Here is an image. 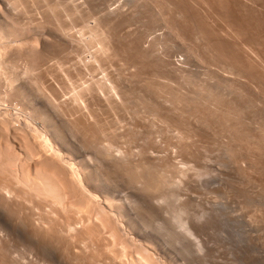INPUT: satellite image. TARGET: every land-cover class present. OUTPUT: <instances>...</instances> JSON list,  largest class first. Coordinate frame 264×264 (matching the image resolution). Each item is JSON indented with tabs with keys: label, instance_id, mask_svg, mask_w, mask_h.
<instances>
[{
	"label": "rangeland",
	"instance_id": "obj_1",
	"mask_svg": "<svg viewBox=\"0 0 264 264\" xmlns=\"http://www.w3.org/2000/svg\"><path fill=\"white\" fill-rule=\"evenodd\" d=\"M10 1L11 2L13 1L12 3L15 2V5L19 4L17 8L20 6V8L17 9L16 7H14L15 5L11 3L13 5L12 6L10 4V8L12 7L11 8L12 10L15 8L12 11L13 13H11L13 14L12 17L10 18L9 16L11 14L8 15L9 17L7 16L8 22H11L12 25H14L12 26L9 23V25L11 26L10 28L16 27L18 31L19 30L22 31L23 28L22 32L25 31L27 33H23L24 35L23 34L21 35L20 31L19 33L16 32L17 31L16 28H15L16 30H14L13 28L14 31H12L7 25L8 23L6 21L5 23H7L6 26L8 27L4 25L3 28L6 27L7 29L9 28L10 30L7 31L5 28L3 30V32L5 33L2 34L5 35L7 31V36H9L11 31L10 36L11 38H13L14 35H12L13 34L12 32H14V34L17 33L18 35H21V37L16 43V46L18 45H22V47L25 46V48L24 47L23 48L27 50V52L30 51L31 49L30 46L29 48L27 47V44L30 43L29 45H31L34 48L31 49L32 53L28 52L29 55L28 53H26V51L24 52V55L26 53L27 57L29 56L28 57L29 60L22 58V56L24 55L21 53V51H19L21 53L19 55H17L19 52L15 53V56L18 58H16L15 61H13L15 63L11 62V65L13 66L10 69L8 67V64H10V62H7L6 64V61H3L1 59L3 61L2 62L0 60V66H1L0 68H2L0 69L1 71L0 72V77H1L0 78V109H1L0 110L1 112L0 113V162H1L0 163V249H1L0 264H90V263L91 264H96V263L129 264L130 259L133 260V262H131L130 264L135 263L136 259L137 260L141 259L140 261L138 260L140 264H176V262L173 263L174 260L172 261L173 259L172 256L178 258V256L182 254L185 249L187 251H190L192 255L193 253L195 254L199 252L196 251L195 246H193L192 248V244L190 242L192 240H194L192 241L193 243L199 242L200 244L203 245V250H204V252L202 251L203 257L200 259H196L197 261H191L190 258L186 260L188 262H185L184 260L179 261L178 259V262L180 263L185 262V264H264V123H263L264 122V80H262L264 79V77L263 78L260 77L261 74L258 73V70L249 67L247 69L246 65H241L242 63L238 62L240 65L238 66V63L231 61L230 64L229 59L227 62V60L224 57H222L220 54L218 55V53L215 51L216 50L215 48L217 46L216 43H219L220 41V42H225L232 49L236 47L237 50L235 48L234 52L238 51L237 54H240L242 52L244 53V51L247 50L248 47H249L248 50H251L250 53H253L252 51L254 50L255 54L258 55L264 54V20H263L264 0H235V1L227 0L230 3V4L228 3L229 5H227L229 6V9L227 10L225 8L224 10L220 6L218 7L217 3L214 0H213V5L209 7L208 5L205 6V4H207L206 2L204 4V2H199L198 0H196L199 2V4L197 5L200 6L201 4H204L201 5L200 7L201 10L199 8L198 9L196 8L197 5L195 3L196 2L195 0H178L179 2H181L179 4L177 3L178 1L175 0H173L175 2H173L172 0H166V1L163 0H151V1L150 0H33V1L28 0V2L26 0H19V1L10 0ZM162 1L163 3H161ZM191 1L193 2L191 3ZM208 1L209 0H207V2ZM175 3L179 5V7H176L177 5ZM190 4H192V6ZM208 4L211 5V2L209 1ZM1 5L3 6L2 8L3 10L4 9L3 3H1L0 6ZM169 6L171 7V9ZM219 8H222V10H219ZM182 9L185 11H183ZM16 11L18 12V14ZM197 11H199L200 14H198ZM214 11L216 15L213 13ZM14 12L16 13V15ZM226 13L230 14L228 15L230 16L231 20L233 19L235 21L239 20V22L243 24L242 28L240 27L242 24L239 26L240 27L239 30L242 29L241 32H243L242 35L241 33L240 35H238V37L241 36L239 40L238 39L234 40V37L229 35L227 38V34L224 35L223 33H220L223 35L216 36L217 38L219 37L218 38L219 41H217V39L215 40L214 39L215 37L213 36L211 38L212 42L209 39H207V41L206 40L202 41L201 29L203 27L201 28L200 25L206 26L207 25L206 22H208V26L210 24L209 27L212 28L214 27V29L221 32V28H223L222 25L224 23L223 22L224 20L222 19H224L225 16H226L225 19L227 18ZM179 14H181L182 16ZM221 15H223L224 17L223 16H222L223 18L218 17ZM215 16L217 18H221L219 19L220 21L216 20ZM229 16L227 19H229ZM250 16L253 18H251ZM182 17L184 19H186L185 17H187V19L184 20ZM116 18H118L119 20H117ZM202 18L208 21L203 20ZM47 19L49 20L48 22L46 21L48 24L45 22V20ZM60 19H62L61 22ZM63 20H65L64 23ZM201 20L206 22L203 21L201 22ZM221 20L223 23L221 22ZM30 21L31 23L29 24ZM32 23L34 24L37 23V24L34 25ZM195 23L197 24L198 27L196 26ZM201 23H205L206 25ZM247 23L248 24L250 23L251 26L250 24L248 25ZM96 24L98 25V27ZM174 24L176 25L174 26ZM32 25L34 26L37 25L38 29L35 28L34 26L32 27ZM48 25L49 27H47ZM27 26L32 31L31 30L29 31V29L26 28ZM38 26L39 27L42 26L40 28V31H38L39 30ZM59 26L62 28H60ZM63 26L64 28L66 27L65 29L67 30H65ZM218 26L220 27V29L218 28ZM54 28L56 29V31ZM68 28L70 32H66L68 31ZM63 29L65 32L63 31ZM57 32H59L58 33L59 35H57L58 37L56 36ZM108 32L111 34H109ZM244 32H246V34ZM45 33H47L48 35ZM42 34L47 35L48 37L49 35L53 37V38L51 37L50 39L48 38L49 41L48 39H45L47 36L44 37V40H46L47 42L46 44L48 45H44L45 47L43 48L41 45L42 43L41 37L43 36ZM95 34L98 36V38L95 36ZM4 35H2L3 38L6 36ZM91 35L93 36V38ZM3 38L1 37V42L2 44H5L4 47L2 45V49L6 48L5 50H3V54H5L4 52L10 49L8 47L10 44H7L10 42L9 41L10 37H5L6 40ZM39 38H41V41H39L40 40ZM95 38L96 40H94ZM25 39L27 43L25 41L23 42V40ZM81 40L84 41L85 43L83 42L82 44ZM98 40L99 41L102 40V41L99 42ZM30 41H32V44ZM23 43L25 45H23ZM78 44L81 46L83 45L84 47L83 46L77 47L79 46ZM125 44L127 46L130 45L129 46L130 48L127 47ZM104 46L107 50L104 48ZM112 46H114V48ZM71 49L72 51L74 50L73 51L74 54L71 51ZM96 50L99 52L97 53ZM87 51L89 53H87ZM91 51L92 53H94L92 54V56L94 55L93 57H97L96 63L92 62L94 63L93 65H96L97 63L98 64L101 63L102 72L104 70L106 71V68L111 71L109 72L107 70L109 73L107 71L106 72L104 71L105 72L104 74L101 72L100 68H98V70L96 71L97 73L101 72L100 74L98 73V75H95V72L94 73L93 71L91 72V74L88 76L89 80L91 79L92 81H95L96 80L95 77H98L101 81L104 80V82L106 83V85L104 84L105 86H101L99 84L97 86H94L92 89L93 91H91V93L93 92L92 94L95 96V94L98 95V91H99L100 94L102 93L101 96L103 95L106 97V95L113 96L118 92L116 95L117 97H121L118 99L119 100L122 99L120 102L123 104L122 105L123 108L121 109L122 106H120L117 108L120 112H118V110H114V111L115 113L118 112L119 114L126 113V115L123 116L122 114L120 115L114 114V112L112 113L110 109L109 111L112 114L107 113L108 112L107 110L105 113V109L104 111L101 110L100 116L103 120H100V122H101V126L104 128L99 126V129L102 130L103 133L106 132V135L111 134L113 139L109 135L106 137L105 134L103 133L102 134L105 137L102 134L99 135V133H96L97 131H95L96 134H93L94 133L93 129L92 131L90 130L91 132L87 131L88 133L87 135H85V137L88 136V134L91 138L94 135L95 136L97 135L95 138H98L99 140L98 139L96 140L99 141L100 143L94 142L95 138L90 140V137H87L89 139V141H87V144L91 141L92 144L91 142L90 144L92 146L90 145L91 147L89 151L87 149L89 154H86L81 158L86 159L85 161L89 164L87 166L90 167L89 169H92L93 164L94 166L97 167H103L102 176L100 177V179L99 178L96 179L95 177H93V179L94 178L95 179L94 180L92 179L93 180L92 186L89 184H82V185L80 184L81 186L80 187L78 184L79 186L78 188V186H76V183L74 184L73 182V184H71L72 183L71 181L66 180L65 174L64 175L60 174V172L58 173V171H56V168L55 169L52 168L53 166L54 167L56 166L54 160L50 155L45 157L44 156L40 157V155L37 153V148L35 147V144L39 142L38 136L35 135V131L33 129L31 131V128L24 125V122L22 123L23 120L20 119L23 118V115L21 116L20 113L22 114L24 113L23 110L21 109L23 108V106L20 105L22 104V102L19 99L18 101L16 99L17 97L16 98L14 96L11 97L12 94H10L9 91H6L5 88H7V82L11 81L8 78L9 72H11L13 78H17L18 75L19 76L21 75L23 76V78H20V82L23 80L27 82L28 91L33 90L35 93H37L38 90L41 91V93H37L38 100L45 102L47 101V99L53 97V99L55 98L54 100H56L54 104L58 105L61 102L60 105L62 107L64 106V104H67L68 101L72 99V96H69L72 95V91H71L72 89H70V87H68L67 85L70 83L72 88H74L76 87L75 84L78 85L80 81V79H78L76 75L75 76H73L74 74L72 75L70 69L71 68L75 69L74 68L75 65L77 64L76 66L78 67V65L80 63H83L84 60H86L85 62H87L89 58L93 59V57L91 56ZM133 51L134 52L136 51L137 54L139 53V51H141L143 55L149 53L150 56L145 55L146 57L145 58L143 56L141 57L140 55L139 58V56L137 57V54L134 53ZM95 52L97 53L96 55ZM112 52H116V53H112ZM3 54L1 53L2 56ZM7 54L8 53L6 52V55ZM39 54L43 56L42 59L41 56L39 57L40 60L43 61V63L46 62V60H48L47 62H49L50 65L46 64L47 63L46 62L45 63L46 66L49 65L51 68L52 67L54 68V69L52 68L53 71L51 75H48L49 77L46 76L47 79L45 78V82H47L49 85L47 83L44 84L47 87L50 86L51 88V86L53 85V84L51 85V81L52 83L55 82L57 83V81L61 83L63 81L62 83H65L66 86L64 91H66L67 93L68 88L71 91V92L68 91L69 92L67 94L68 96L66 95L65 92H63V90L60 89V86L58 85L59 83L57 84L58 86L56 85V83L54 85L55 87L56 86L59 87L61 91L58 88H54V86L51 88V91L49 87H48L49 91L47 87H46L47 91L44 90L45 92H49L48 94H50V96H51V92H53V89L54 91L59 90L61 92V93L59 91H56L55 93L53 92L54 94L52 93L53 96L51 97H49L47 93L42 92V89H39L41 84L39 85L38 83H40L39 81L41 74L39 76H36L38 75V73L35 70H32L34 69V65L35 67H37L39 63L38 61H40V60L38 61L36 60ZM101 55H103L102 57L103 59L101 58ZM49 56L51 57V59ZM215 56L217 57L216 59ZM44 57H47L45 58V61L43 60ZM82 57H84L85 59H83ZM136 57L138 58V60ZM218 60H220V62H218ZM62 62L64 63V65ZM232 62H234L235 65ZM30 64L33 65L32 68L30 67L31 66ZM11 69H15V70L11 71ZM23 70L24 72L26 71L25 75ZM31 70L33 72L35 71L34 74L31 73L32 72ZM7 71L8 73H6ZM59 73L62 74H60L59 76ZM92 73L95 76L92 75ZM106 73H108L109 75H107ZM28 74L29 76L32 74V77L31 76L28 77L27 76ZM68 74L70 76H68ZM61 75H64L65 77L64 76L61 77ZM34 76L37 79H39V81L34 82L33 81ZM66 76L68 77L73 76L74 78L73 77L71 78L77 80L78 83L72 79L68 80V77ZM108 76H110V78L112 77L111 79L113 81L107 80ZM54 77L56 79H54ZM253 77H255L256 79L254 78L253 80ZM98 78L97 81L99 80ZM2 81L3 82L5 81V83H3ZM31 81L32 84H30ZM62 83L60 85L63 86ZM45 85H44V89H45ZM37 88L38 90H36ZM94 88H99V90ZM62 89H64V87H62ZM5 93L6 94L9 93L10 95H6ZM62 93H63L62 97L67 96L66 97L67 99H65V97L61 99ZM59 95H60V101L58 100ZM61 100L65 101V103ZM66 100H68L67 103ZM219 101L221 104L219 103ZM120 109L122 111L124 110V112H121ZM54 112L55 114L56 113L60 114V110L58 108L54 109ZM113 114L115 116L116 115L118 116H116V118H114V116L110 118V116ZM126 117L127 119H125ZM108 118H110L111 121ZM158 118H160V120ZM114 119L115 121L116 120L118 121L113 122ZM119 120H121L122 123L121 121L119 123ZM126 120L130 122L131 124L130 126L132 128L131 127L129 128H131V130H129L128 128L129 124H127L128 122H125ZM104 121H106L107 123L108 121H110L112 124L109 122L108 123L110 125L109 127H111L112 125L113 126L109 128L108 125H106L107 123L105 122V125L108 127L107 128L106 126H104ZM114 123L118 124L119 126L114 127ZM38 124L41 125V122H39ZM122 125L123 126L125 125L124 127L127 126L126 129ZM105 127L107 129H105ZM118 128L121 131V133L126 132L128 128L126 132L127 134L126 133L119 134L120 131L116 130ZM109 129L111 130L114 129L115 131L114 130L110 131ZM188 129L190 132L188 131ZM117 131L119 132L117 133ZM108 132H112V133H108ZM196 133L199 136H196ZM202 133H204V135H202ZM116 135L117 136L122 135V136L120 137L118 136L119 137L118 138ZM115 136L117 137L116 138L117 140L114 138ZM200 136L203 137L200 138ZM33 137H36V139H34ZM108 137H110L111 139ZM36 140L37 142H35ZM33 142L35 144H33ZM39 144L41 143H38V145ZM99 146H101L100 150L103 149L105 150L107 148L105 153L108 156H110L111 153L112 154L117 153L118 156L121 157H127V155H129L130 158H128L129 157L128 156L127 160L134 159L136 161V159L138 160L139 158L145 159V156L146 159L147 158L152 159L154 157H159V156L163 157L164 159L165 158L171 159L172 157H174L175 162L177 161L176 163L178 164L177 167L178 168L181 167L182 170L184 171L182 175L180 171H176V168L172 166H171L172 168H166L167 170L165 168L163 170V166L162 167L159 166V168L157 166L155 167L153 166L154 170L153 169L152 170L155 173L159 171L156 175L159 174L160 176L154 175V172L151 171L153 172L152 174L154 177L152 176L151 178L153 180L150 179L149 181L150 183L153 182V184H149L151 185L152 188L150 187L149 189H147L148 192H150L149 193L150 195L148 194L147 195L150 196V198L152 199L151 195L157 192L155 193V195L157 194L156 196L153 195L154 197H156L155 198L156 200L152 199V202H154L153 204H157V205L153 206V204L149 200L150 198L147 197V195H145L146 193H148L145 190L146 192L144 193V195L146 196V198H148L147 202L148 201L150 202L142 206L145 209L140 208L141 209L140 216L142 217L141 223L145 221L143 223H145V225L147 224L146 227H143V223L142 225L140 223L138 227L140 226L141 228L138 227L133 228L128 223L126 222L123 223V221L120 220L115 215H113V217L114 216L117 217L114 218L118 219V221L117 220L114 221L113 219L111 221L107 220L108 218H110L109 216L110 214L108 215V217H105L107 216L108 213L105 206L103 207L104 204L100 203V201L99 202L97 201L98 202L97 203L96 200L92 204V206L90 205V207L84 205L85 206L84 212L86 214L83 212L84 210V206H83L82 208L83 210H81V212L84 215L81 214L80 211L79 214L77 213L78 218H76L77 216L75 213L73 215V212H75V209H77L75 206L79 202L76 201L78 199V197H76L78 192L79 194L85 196V199L87 201L91 199L90 195L88 194L89 191H86L87 188L88 189H90L91 187L94 188V186L98 185L100 186V188H103L102 190H106V191L108 190L110 196L113 195L112 193L116 195L118 194L119 195L118 199H120L121 197L125 199L126 197L125 195L129 194L127 197L130 200L136 198V194L139 192V189L140 192L142 191L141 190L142 186H139L142 183L141 184L138 183L141 181H137L132 173H131L132 175H130L129 172H126L127 169L123 166L124 164L121 166H123L126 170L122 167H120L119 169L115 165V162L112 163L113 161L111 162L110 158L107 157V155L104 154L103 151V154L105 155L104 157L105 159H104L102 155V151H98ZM39 147L41 148L42 146L39 145ZM109 160L111 164L110 162H108ZM134 160H132V162ZM173 168H175L174 169L176 172L175 174L177 175L173 174L174 173ZM35 169H38L40 171L42 170L41 172L45 171L54 176V180L55 182H57L56 184L59 185V188H61L62 191L64 190L63 193H66V200L64 204L70 210L66 209L65 211L64 210L65 208H63L64 206L58 207L59 208L58 209L57 207L53 206V204L51 203L52 201H50L51 199H45V197L43 198L41 196L37 197V195L31 191V186L29 188V186L27 185H30L28 180L34 178V177L30 178V176H34L32 174L38 172V170ZM52 169H54L55 172L54 170L52 171ZM89 169L87 170L89 171ZM123 171L125 172L123 173ZM107 174L111 176H108ZM178 174H180V177ZM161 176L164 177V178L162 177V180H161ZM157 179L161 180V182H159ZM26 181L28 182L26 183ZM159 183H161V186L159 185ZM1 186H3L4 188ZM79 189L81 190L79 191ZM83 189L85 193L83 192ZM16 193L18 194L20 193L18 197H17L18 194ZM122 193L123 196L120 195ZM134 193H135V197H134ZM99 196L101 199L105 200V196L103 193ZM127 197L126 199H128ZM158 197L160 201H162L163 200L162 198H164L162 203L159 201ZM176 198L177 199L179 198L178 200L181 201V204L184 207L187 206V204L188 207L192 204L191 205L192 207L191 206L189 208L185 207L189 210L186 211L187 217L185 215L186 213L184 212V210L178 207L180 206V204H178L180 201L178 202ZM183 199L189 203H186L185 201L182 202ZM43 200L46 202H41ZM82 203H85V201ZM160 204L162 206H160ZM73 206L75 209H73ZM87 207L90 208L87 209L90 212L86 211ZM71 208L73 210H71ZM155 210L158 211L156 212ZM88 213L91 214L88 215ZM183 214H184V218H188L190 220H196V223L199 224L197 226L198 231H194L192 237L188 235L191 238L187 236V238L189 239H186L185 237L181 236L179 233V230L182 229L181 230L183 232L182 234H184V229L180 226V224H182L181 215ZM80 215L83 216L81 217ZM87 215L89 217H87ZM80 217L81 219L77 221V219H79ZM91 218H96V219L93 220ZM74 220L77 221L78 225H76L77 223L75 222L76 224L74 225V230L73 229L70 230L68 224L70 222H73ZM96 221L98 222L97 223L98 227L96 226L97 231L93 230L95 228L92 229V227H95V225H97L95 224ZM106 221H110L109 222L110 225L107 224L105 226V224L107 223ZM99 222L103 227L101 225L99 227ZM111 222L113 223L112 225ZM121 222L124 224V226ZM79 223H81V225L82 223L83 224L85 223V226L88 225L87 227L89 228L85 227L84 229V226L82 227ZM92 223H94V226H92ZM120 223L121 225H119ZM90 225L92 227H90ZM120 226L121 227L123 226V228H125L124 229L125 231L123 230V228H122L123 231L120 230L121 228ZM77 227H79V229H77ZM90 228L91 231H89ZM75 229L77 230L75 231ZM144 231L149 232L150 237H147L146 235L143 236L145 234ZM80 232L82 233L80 234ZM85 233H89V234H85ZM81 236H83L84 238ZM145 237L149 238L151 242L146 241ZM79 238L82 239L80 240ZM92 239L94 240V242H92L93 241ZM149 245H152V247H155V249L152 247L150 248ZM95 252L98 255H96ZM114 252H119V253L121 252L120 258H117L118 260L113 258ZM121 262H125V263H121Z\"/></svg>",
	"mask_w": 264,
	"mask_h": 264
},
{
	"label": "bare ground",
	"instance_id": "obj_2",
	"mask_svg": "<svg viewBox=\"0 0 264 264\" xmlns=\"http://www.w3.org/2000/svg\"><path fill=\"white\" fill-rule=\"evenodd\" d=\"M1 1V3H3V5H4V9L2 10V8H3V6L1 7V9H0V60L2 59L3 61H6V64H7V62H10V64H8V67H9V69L10 68H12V66L13 65H11V62L12 63H15V62H13V61H15V59L16 58H18V57H16L15 56V53H18L19 51H21V53L24 55V52L26 51V53H32V50L31 49H33L34 47H32L31 45H29V44H27V47L29 48V46L31 47V49H30V51H28L27 52V50H25L24 48H25V46H23L22 47V45H18V46H16V43L18 42V40H19V38L21 37V35L23 34V33H27V32H22L23 31V28H22V31L21 30H19L20 31V34L21 35H18L16 32H18L19 33V31H18V29H17V31L15 32L16 34H14V32H12L13 34L12 35H14L13 36V38H11V31H10V35L9 36H7V31L8 30H12V31H14V30H16L14 27V30H13V28H10L11 26L9 25V23L12 25V23L11 22H8V17L10 16V18L12 17V15L13 14H11V13H13L12 11L15 9H11L10 8V4L13 2H11L10 0L8 1V0H0ZM15 1H17V0H15ZM19 1V0H18ZM27 2H28V0H26ZM33 1V0H32ZM151 1V0H150ZM163 1H166V0H163ZM163 1L161 2V3H163ZM173 1V0H172ZM171 1V2H172ZM175 1H178V0H175ZM175 1H173V2H175ZM196 1V0H195ZM199 2H204V4H205V2L207 3V4H205V6H207L208 5V7L209 6H212L213 5V0L211 1V0H209L210 2H211V5L210 4H208V2H207V0L205 1V0H203V1H200V0H198ZM198 1H196L195 3H196V5L197 4H199V2ZM216 3H217V6L219 7H222L223 9L225 8L226 10L227 9H229V6H227V5H229L230 3L227 1V0H214ZM235 1V0H234ZM10 2V3H9ZM21 2V1H20ZM171 2H170V4H171ZM193 1H191V3H192ZM198 2V3H197ZM233 2V1H232ZM0 3V4H1ZM16 3H18V2H16ZM116 3V2H115ZM146 3V2H145ZM178 4L179 3H181V2H177ZM195 3H193V4H195ZM229 3V4H228ZM13 5H15V2L14 3H12ZM11 4V5H12ZM174 4V3H173ZM176 4V3H175ZM201 4V3H200ZM204 4H201V5H204ZM12 5V6H13ZM19 5V4H18ZM18 5H15L14 7H16L17 8V6ZM21 5V4H20ZM159 5V4H158ZM169 5V4H168ZM177 5V4H176ZM175 5V6H176ZM182 5V4H181ZM185 5H187V4H185ZM191 6H192V4H190ZM201 5L199 6V5H197V9L199 8L200 9V7H201ZM45 6V5H44ZM70 6V5H69ZM167 6V5H166ZM195 6V5H194ZM193 6V7H194ZM204 6V7H205ZM225 6H227V7H225ZM43 7V6H42ZM72 7V6H71ZM159 7V6H158ZM170 7V6H169ZM174 7V6H173ZM176 7H179V5H177ZM175 7V8H176ZM181 7V6H180ZM184 7V6H183ZM231 7V6H230ZM251 7V6H250ZM18 8H20V6L18 7ZM17 8V9H18ZM24 8V7H23ZM38 8V7H37ZM73 8V7H72ZM77 8V7H76ZM202 8H203V6H202ZM222 8H219V10H222ZM78 9V8H77ZM76 9V10H77ZM114 9V8H113ZM162 9V8H161ZM166 9V8H165ZM170 9H171V7H170ZM185 9V8H184ZM205 9V8H204ZM208 9V8H207ZM207 9H206V12H207ZM209 9H211V8H209ZM218 9V8H217ZM224 9V10H225ZM47 10V9H46ZM178 10V9H177ZM183 10V9H182ZM201 10V9H200ZM203 10V9H202ZM232 10V9H231ZM248 10V9H247ZM19 11V10H18ZM31 11V10H30ZM79 11V10H78ZM176 11V10H175ZM179 11V10H178ZM183 11H185V10H183ZM17 12V11H16ZM20 12H22V11H20ZM36 12V11H35ZM171 12V11H170ZM198 12V14H200V12L199 11H197ZM223 12V11H222ZM225 12H227V11H225ZM224 12V13H225ZM15 13V12H14ZM24 13V12H23ZM31 13V12H30ZM106 13V12H105ZM182 13H185V12H182ZM204 13V12H203ZM202 13V14H203ZM214 14H215V11L213 12ZM218 13V12H217ZM220 13H221V11H220ZM223 13V14H224ZM253 13V12H252ZM9 14H11V15H9ZM17 14H18V12H17ZM20 14V13H19ZM27 14V13H26ZM177 14V13H176ZM227 14V13H226ZM229 14V13H228ZM227 14V18H228V16L230 15H228ZM9 15V16H8ZM15 15H16V13H15ZM32 15V14H31ZM55 15V14H54ZM163 15V14H162ZM173 15V14H172ZM171 15V16H172ZM178 15V14H177ZM179 15H181V14H179ZM216 15V14H215ZM218 15V14H217ZM240 15V14H239ZM246 15V14H245ZM8 16V17H7ZM22 16V15H21ZM58 16V15H57ZM119 16H120V14H119ZM182 16V15H181ZM223 15H221V16H218V17H221V18H223L222 17ZM241 16V15H240ZM256 16V15H255ZM254 16V17H255ZM16 17V16H15ZM19 17H20V15H19ZM31 17V16H30ZM208 17V16H207ZM211 17V16H210ZM226 17V16H225ZM225 17H224V19H222V20H224L223 22H222V20H221V22L223 23V28H221V32L220 31H217L216 29H214V27L212 28V27H209L210 26V24H209V26H208V22H206V21H208V20H206V19H204V18H202L203 20H206V21H203V20H201V22L203 21V22H206L207 23V25L205 24V23H201V24H204V25H206V26H208V27H206V26H202V25H200L201 26V28L203 29H201V31H202V33H201V36H202V41L203 40H206L207 41V39H209L211 42H212V40H211V38H212V36L213 37H215L214 39L216 40L217 39V41H219L218 40V38L216 37V36H219V35H226L227 34V38H228V35L229 36H232V37H234V40L236 39H238L239 40V38L241 37V36H239L238 37V35H240V33H241V35H242V33L243 32H241V30H239V28L241 27H243V24L242 23H240L239 22V20H237V21H235L234 19L233 20H231L230 19V16H229V19H225ZM251 17V16H250ZM259 17V16H258ZM261 17V16H260ZM29 18V17H28ZM40 18V17H39ZM48 18V17H47ZM57 18H59V17H57ZM113 18V17H112ZM115 18V17H114ZM181 18V17H180ZM183 18V17H182ZM186 19H187V17H185ZM201 18V17H200ZM215 18H216V20H218V21H220L219 19H221V18H217L216 16H215ZM251 18H253V17H251ZM25 19V18H24ZM44 19V18H43ZM117 20H119L118 18H116ZM155 19V18H154ZM157 19V18H156ZM184 19V18H183ZM186 19H184V20H186ZM192 19V18H191ZM210 19V18H209ZM23 20V19H22ZM32 20V19H31ZM39 20V19H38ZM37 20V21H38ZM40 20H42V19H40ZM56 20V19H55ZM54 20V21H55ZM61 20L62 19H60V22H61ZM75 20V19H74ZM106 20V19H105ZM174 20V19H173ZM178 20V19H177ZM198 20H200V19H198ZM215 20V21H216ZM227 20V21H226ZM255 20V19H254ZM264 20V19H263ZM7 21V23H5ZM11 21H13V20H11ZM36 21V22H37ZM48 22L49 20L47 19V20H45V22ZM64 21L65 20H63V23H64ZM67 21V20H66ZM71 21V20H70ZM113 21H115V20H113ZM189 21V20H188ZM191 21V20H190ZM194 21V20H193ZM217 21V22H218ZM41 22V21H40ZM46 22V23H47ZM53 22V21H52ZM112 22V21H111ZM159 22V21H158ZM168 22V21H167ZM183 22V21H182ZM195 22V21H194ZM199 22V21H198ZM226 22V23H225ZM246 22V21H245ZM252 22V21H251ZM5 23V24H4ZM14 23V22H13ZM31 23V21L29 22V24ZM46 23H45V26H46ZM51 23V22H50ZM67 23V22H66ZM102 23V22H101ZM113 23V22H112ZM111 23V24H112ZM213 23V22H212ZM258 23V22H257ZM260 23V22H259ZM6 24L9 26V28L7 29L6 27H8V26H6ZM32 24H34V23H32ZM35 24H37V23H35ZM34 24V25H35ZM48 24V23H47ZM56 24V23H55ZM60 24V23H59ZM68 24V23H67ZM74 24V23H73ZM105 24V23H104ZM109 24V23H108ZM173 24V23H172ZM187 24V23H186ZM189 24H190V22H189ZM196 24V23H195ZM194 24V25H195ZM214 24V23H213ZM226 26H225V25ZM242 24V25H241ZM248 24V23H247ZM250 24V23H249ZM248 24V25H249ZM6 26L5 28H6V36L4 35V34H2V33H5V32H3V30L5 29V28H3V26ZM34 25H32V27L34 26ZM42 25V24H41ZM50 25V24H49ZM49 25L47 26V27H49ZM54 25V24H53ZM97 25V24H96ZM176 24H174V26H175ZM193 25V26H194ZM199 25V24H198ZM241 25V26H240ZM247 25V26H248ZM253 25V24H252ZM12 26H14V25H12ZM73 26H75V25H73ZM93 26V25H92ZM91 26V27H92ZM106 26V25H105ZM116 26V25H115ZM196 26H197V24H196ZM214 26V25H213ZM225 26V27H224ZM235 26H237V27H235ZM240 26V27H239ZM244 26H246V25H244ZM250 26H251V24H250ZM260 26V25H259ZM29 27H30V25H29ZM28 26L26 27V28H28L29 29V31L31 30L30 28H29ZM35 28H37V25L36 26H34ZM39 27V26H38ZM42 27V26H41ZM41 27H39V30L38 31H40V28ZM60 27V26H59ZM69 27V26H68ZM70 27H71V25H70ZM69 27V28H70ZM97 27H98V25H97ZM108 27V26H107ZM177 27H178V25H177ZM186 27V26H185ZM195 27V26H194ZM198 27V26H197ZM20 28V27H19ZM26 28H25V30H26ZM35 28H33V29H35ZM60 28H62V27H60ZM63 28H64V26H63ZM66 28V27H65ZM64 28V29H65ZM69 28H68V31H66V32H70L69 31ZM88 28V27H87ZM90 28V27H89ZM174 28V27H173ZM218 28L220 29V27L218 26ZM245 28V27H244ZM21 29V28H20ZM38 29V28H37ZM43 29V28H42ZM45 29H47V28H45ZM51 29H53V28H51ZM55 29V28H54ZM64 29H63V31H64ZM75 29V28H74ZM73 29V30H74ZM77 29V28H76ZM86 29V28H85ZM91 29V28H90ZM105 29V28H104ZM103 29V30H104ZM114 29V28H113ZM172 29V28H171ZM193 29V28H192ZM196 29V28H195ZM258 29V28H257ZM50 30V29H49ZM65 30H67V29H65ZM94 30V29H93ZM101 30V29H100ZM108 30V29H107ZM124 30V29H123ZM182 30V29H181ZM184 30V29H183ZM250 30V29H249ZM32 31V30H31ZM35 31V30H34ZM55 31H56V29H55ZM62 31V32H63ZM79 31V30H78ZM89 31V30H88ZM195 31V30H194ZM255 31V30H254ZM258 31H260V30H258ZM22 32V33H21ZM60 32H61V30H60ZM65 32V31H64ZM63 32V33H64ZM93 32V31H92ZM102 32H104V31H102ZM101 32V33H102ZM110 32H111V30H110ZM151 32V31H150ZM177 32V31H176ZM198 32V31H197ZM200 32V31H199ZM32 33V32H31ZM34 33V32H33ZM59 32H57V34H56V36L57 35H59L58 34ZM109 33V32H108ZM220 33H223V34H220ZM245 34H246V32H244ZM40 34V33H39ZM45 34H47V33H45ZM68 34V33H67ZM88 34V33H87ZM93 34V33H92ZM97 34V33H96ZM95 34V36L98 38V36ZM109 34H111V33H109ZM173 34V33H172ZM175 34V33H174ZM191 34V33H190ZM252 34V33H251ZM255 34V33H254ZM2 35H4L5 37H10V39H9V43H7V44H10L8 47L10 48V49H8L6 52L8 53L7 55H6V52H4L5 54H3V50H5V49H2V45H3V47H4V45L5 44H2V42H1V37L3 38V36ZM24 35V34H23ZM43 35V34H42ZM42 35H40V36H42ZM48 35V34H47ZM47 35H43L41 38H42V41H41V38H39L40 40L39 41H41L42 43H41V45H42V48L43 47H45L44 45H48V44H46L47 42H46V40H44V37H46ZM52 35V34H51ZM60 35H62V34H60ZM102 35V34H101ZM123 35V34H122ZM184 35H185V33H184ZM37 36V35H36ZM92 36V35H91ZM90 36V37H91ZM100 36V35H99ZM106 36V35H105ZM134 36V35H133ZM151 36V35H150ZM245 36V35H244ZM250 36V35H249ZM5 37L3 38V39H5ZM39 37V36H38ZM52 36H50L49 35V37L47 36L45 39H50ZM54 37H55V35H54ZM58 37V36H57ZM60 37V36H59ZM77 37V36H76ZM83 37V36H82ZM90 37H89V40H90ZM104 37V36H103ZM109 37V36H108ZM107 37V38H108ZM128 37V36H127ZM187 37V36H186ZM199 37V36H198ZM236 37V38H235ZM263 37V36H262ZM53 38V37H52ZM62 38V37H61ZM69 38V37H68ZM92 38H93V36H92ZM91 38V39H92ZM101 38H102V36H101ZM110 38H112V37H110ZM220 38H221V36H220ZM2 39V40H3ZM49 39H48V41H49ZM57 39V38H56ZM67 39V38H66ZM104 39V38H103ZM114 39V38H113ZM129 39V38H128ZM181 39V38H180ZM223 39H224V37H223ZM245 39V38H244ZM243 39V40H244ZM248 39V38H247ZM6 40V39H5ZM7 40H8V38H7ZM21 40V39H20ZM62 40V39H61ZM74 40V39H73ZM76 40V39H75ZM80 40V39H79ZM84 40V39H83ZM87 40V39H86ZM94 40H96V38L94 39ZM126 40V39H125ZM229 40V39H228ZM26 42V39L25 40H23V42ZM28 41V40H27ZM66 41V40H65ZM82 41V40H81ZM93 41V40H92ZM99 41V40H98ZM98 41H96V42H98ZM102 41V40H101ZM101 41H99V42H101ZM120 41V40H119ZM131 41V40H130ZM214 41V40H213ZM240 41H241V39H240ZM260 41V40H259ZM263 41V40H262ZM29 42V41H28ZM31 42V44H32V41H30ZM54 42V41H53ZM83 42L84 41H82V44H83ZM95 42V43H96ZM110 42V41H109ZM112 42H113V40H112ZM139 42V41H138ZM233 42H235V41H233ZM249 42V41H248ZM251 42V41H250ZM3 43H5V42H3ZM22 43V42H21ZM27 43V42H26ZM78 43H79V41H78ZM85 43V42H84ZM129 43V42H128ZM141 43V42H140ZM146 43V42H145ZM202 43V42H201ZM208 43V42H207ZM6 44V45H7ZM20 44V43H19ZM34 44V43H33ZM63 44V43H62ZM112 44V43H111ZM127 44V43H126ZM125 44V45H126ZM195 44V43H194ZM204 44V43H203ZM211 44V43H210ZM209 44V45H210ZM217 44V46H216V52L218 53V55L220 54L222 57H224L226 60H227V62H228V59L230 60V64H231V61H234V62H236V63H242L241 65H246L247 66V69H248V67L249 68H252V69H255V70H258V73H260L261 74V76L260 77H264V54H255V51L253 50L252 52L253 53H250V51L251 50H248V48H247V50H248V52H247V50H245L244 51V53L242 54V53H240V54H237L238 53V51H235L234 52V49L236 48H231V47H229L225 42H220L219 41V43H216ZM23 45H25L24 43H23ZM79 45V44H78ZM143 45H144V43H143ZM230 45H231V43H230ZM232 45H234V44H232ZM236 45V44H235ZM238 45V44H237ZM76 46V45H75ZM83 46V45H82ZM81 45H79V46H77V47H82ZM91 46V45H90ZM89 46V47H90ZM99 46V45H98ZM108 46V45H107ZM127 46V45H126ZM130 46V45H129ZM129 46H127V47H129ZM211 46V45H210ZM215 46V45H214ZM250 46V45H249ZM253 46V45H252ZM5 47H7V46H5ZM59 47V46H58ZM84 47V46H83ZM94 47V46H93ZM100 47V46H99ZM113 48H114V46H112ZM121 47V46H120ZM125 47V46H124ZM142 47V46H141ZM158 47V46H157ZM156 47V48H157ZM202 47V46H201ZM209 47V46H208ZM244 47V46H243ZM251 47V46H250ZM27 48V49H28ZM49 48V47H48ZM73 48V47H72ZM102 48V47H101ZM104 48H105V46H104ZM108 48V47H107ZM111 48V47H110ZM122 48V47H121ZM130 48V47H129ZM138 48H140V47H138ZM205 48H206V46H205ZM242 48V47H241ZM240 48V49H241ZM262 48V47H261ZM24 49V50H23ZM84 49V48H83ZM103 49V48H102ZM106 49V48H105ZM213 49V48H212ZM246 49V48H245ZM49 50V49H48ZM47 50V51H48ZM79 50H80V48H79ZM78 50V51H79ZM85 50V49H84ZM98 50V49H97ZM96 50V52L98 53L99 51H97ZM104 50V49H103ZM103 50H101V51H103ZM107 50V49H106ZM114 50V49H113ZM112 50V51H113ZM121 50V49H120ZM132 50V49H131ZM156 50V49H155ZM161 50V49H160ZM208 50V49H207ZM236 50H237V48H236ZM258 50V49H257ZM17 51V52H16ZM42 51V50H41ZM71 51H72V49H71ZM74 51V50H73ZM72 51V52H73ZM92 51H94V50H92ZM92 51H91V56H92V54H94V53H92ZM137 51V50H136ZM136 51L134 52V53H136ZM40 52V51H39ZM45 52V51H44ZM76 52V51H75ZM95 52V55L97 54ZM108 52H110V51H108ZM121 52V51H120ZM132 52V53H133ZM138 52V51H137ZM143 52H144V50H143ZM158 52V51H157ZM215 52V53H216ZM241 52V51H240ZM259 52H260V49H259ZM1 53L3 54V56L1 55ZM20 52L17 54V55H19V54H21ZM25 53V57L24 56H22V55H20V56H22V58H24V59H28V57H27V54ZM29 53H28V55H29ZM38 53V52H37ZM87 53H89L88 51H87ZM86 53V54H87ZM112 53H116V52H112ZM127 53V52H126ZM139 53H141V54H139ZM139 53L137 54V57L139 56V58H140V55H141V57L143 56V57H145V55H149V53L148 54H142V52L141 51H139ZM159 53V52H158ZM201 53V52H200ZM214 53V52H213ZM41 54H42V52H41ZM45 54V53H44ZM50 54V53H49ZM58 54H60V53H58ZM73 54H74V52H73ZM77 54V53H76ZM80 54V53H79ZM85 54V55H86ZM101 54V53H100ZM117 54H118V52H117ZM122 54V53H121ZM130 54H131V52H130ZM211 54V53H210ZM4 55H6V56H4ZM36 55V54H35ZM81 55V54H80ZM111 55V54H110ZM113 55V54H112ZM201 55V54H200ZM199 55V56H200ZM20 56H19V58H20ZM41 55L39 54V56H37V58H36V60L38 61V60H40V57ZM58 56V55H57ZM79 56V55H78ZM87 56V55H86ZM90 56V57H91ZM94 56V55H93ZM92 56V57H93ZM126 56V55H125ZM130 56V55H129ZM150 56V55H149ZM148 56V57H149ZM152 56H153V53H152ZM206 56V55H205ZM221 56H220V58H221ZM3 57V58H2ZM15 57V58H14ZM42 57L43 56H41V59H42ZM50 57V56H49ZM80 57V56H79ZM99 57V56H98ZM103 57V55H101V58ZM109 57V56H108ZM112 57V56H111ZM131 57V56H130ZM136 57V58H137ZM208 57V56H207ZM5 58V59H4ZM45 58H47V57H44L43 58V60L45 61ZM83 59H85L84 57H82ZM81 58V59H82ZM94 58H95V61H94ZM96 58L97 57H93V59L92 58H89L88 59V61L87 62H85L86 60H84V62L83 63H80L79 65H78V67L75 65V69H72L71 67V72H72V75L73 76H75L76 75V77L78 78V79H80V81H79V84L77 85V84H75L76 85V87H74V88H72V86L70 85V83L67 85L68 87H70V89H72L71 91H72V95H69V96H72V99H71V97H70V99L71 100H66V103H67V101H68V103L67 104H64V106H62L61 107V102L59 103V101H60V95H59V101H58V105L57 104H54L55 102H56V100H54L53 99V97H51V96H53V94L56 92V91H59L60 89L61 90H63V92H65L66 93V91H64L65 90V83H62L63 84V86L62 85H60L61 83L60 82H58L57 81V83L55 82V81H53V82H55L56 83V85L58 84L59 86H60V89H59V87H55V83H52V81H51V88L54 86V88H58L59 90H56V91H54V89H53V92H51V96H50V94H48L49 92H45V91H47L46 90V85L44 84V83H47V82H45V78H46V76H48V75H51V73H52V71H53V69L49 66L50 64H49V62H47L48 60H46V62H44L43 63V61L42 60H40V61H38L39 63H38V65H37V67H35V65H34V69H32V70H35L37 73H38V75H36V76H39L40 74H41V76H40V81H39V79H37L35 76H34V80L33 79H30V80H33L34 82L35 81H39L40 83H38L39 85H40V87H39V89H42V92H45V93H47L48 95H49V97H51V98H49V99H47V101H45V102H42L41 100H38V94L37 93H41V91L40 90H38V88L36 89V90H38V92L37 93H35L33 90L32 91H28V85H27V82L25 81V80H23V81H21L20 82V78H23V76H19L18 75V77L17 78H13L12 77V75H11V72H9L8 73V71L6 72V73H8L9 74V79L11 80V81H9V82H7V88H5V90L6 91H9V93L10 94H12L11 95V97L12 96H14L17 100L19 99L21 102H22V104H20V105H22L23 106V108H21L22 110H23V114L22 113H20L21 114V116L23 115V118H20V119H22L23 121H22V123L24 122V125H26L27 127H29V128H31V131H32V129L35 131V135H37L38 136V140H39V142L38 143H41V144H39L40 146H42L41 148L39 147V145H38V143L37 144H35L34 142H33V144H35V147L37 148V153L40 155V157L41 156H48V155H50L51 157H52V159L54 160V162H55V166L56 167H52V168H56V171H58V173L60 172V174H65V177H66V180H69V181H71L72 183L71 184H73V182H74V184L76 183V186H78V184H79V186H80V184L82 185V184H89V185H91L92 186V182H93V180L96 178V179H100V177L102 176V168L103 167H97V166H94V164H93V167H92V169H89L90 167L89 166H87V165H89L85 160L86 159H82L81 157L82 156H84V155H86V154H89V149H90V147L92 146L91 144H92V142H91V144H90V142L87 144V141H89V139L87 138V137H90L89 136V134H88V136H86L85 137V135H87V131H92V129H93V131H94V133L93 134H96V133H99V135L100 134H102L103 133V131L102 130H100L99 129V126H101V122H100V120H103L102 118H101V116H100V113H101V110H103L104 111V109H105V113H106V110L108 111L107 113H109V114H112L113 112H114V114H119L118 112H120L117 108L118 107H120V106H122L123 104L120 102L121 100H119L118 98H121V97H117V93L115 94V93H113V94H115V95H106V97L105 96H101V94L99 93V91H98V95H96L95 94V96L91 93V91H93L92 89H93V87L94 86H97L98 84L99 85H101V86H105L106 85V83L104 82V80H100L98 77H95V81H92L91 79V81L88 79V76L91 74V72L93 71V73L95 72V75H98V73H97V71L96 70H98V68H100V70H101V68H102V64L100 63V64H96V65H93L94 63H96ZM119 58V57H118ZM146 58V57H145ZM144 58V59H145ZM217 57L215 56V59H216ZM219 58V59H220ZM24 59H22V60H24ZM35 59V58H34ZM50 59H51V57H50ZM72 59H74V58H72ZM103 59V58H102ZM101 59V60H102ZM108 59V58H107ZM1 60V61H2ZM29 60V59H28ZM64 60V59H63ZM93 60V61H92ZM137 60H138V58H137ZM155 60V59H154ZM2 61V62H3ZM27 61V60H26ZM42 61V62H41ZM53 61H54V59H53ZM75 61V60H74ZM81 61V60H80ZM83 61V60H82ZM91 61V62H90ZM120 61H122V60H120ZM119 61V62H120ZM132 61V60H131ZM156 61V60H155ZM168 61V60H167ZM217 61V60H216ZM23 62V61H22ZM29 62V61H28ZM33 62V61H32ZM76 62V61H75ZM88 62H90V63H88ZM92 62H94V63H92ZM143 62V61H142ZM218 62H220V60H218ZM234 62H232L234 65H235V63ZM24 63V62H23ZM31 63V62H30ZM45 63L46 64H49L48 66H46L45 65ZM51 63V62H50ZM63 63V62H62ZM61 63V64H62ZM152 63V62H151ZM212 63V62H211ZM239 63H238V66H240L239 65ZM29 64V63H28ZM34 64V63H33ZM122 64V63H121ZM159 64V63H158ZM9 65H11V66H9ZM31 65V64H30ZM51 65H53V64H51ZM63 65H64V63H63ZM66 65V64H65ZM72 65V64H71ZM70 65V66H71ZM125 65V64H124ZM157 65V64H156ZM28 66V65H27ZM32 66L33 65H31L30 67L32 68ZM57 66V65H56ZM158 66V65H157ZM230 66V65H229ZM237 66V65H236ZM1 67V66H0ZM39 67V68H38ZM55 67V66H54ZM68 67V66H67ZM150 67V66H149ZM5 68V67H4ZM3 68V69H4ZM7 68V67H6ZM13 68H15V67H13ZM36 68V69H35ZM57 68V67H56ZM59 68V67H58ZM63 68V67H62ZM241 68V67H240ZM0 69H2V68H0ZM30 69V68H29ZM105 69V68H104ZM236 69H238V68H236ZM5 70V69H4ZM12 70H15V69H11V71ZM31 70V71H32ZM63 70H65V69H63ZM99 70V71H100ZM109 71V72H111L109 69H107L106 68V71ZM250 70V69H249ZM248 70V71H249ZM254 70V71H255ZM34 71V72H35ZM105 71V70H104ZM102 72V70H101V72L102 73H104L105 74V72ZM107 71V72H108ZM253 71V70H252ZM1 72V71H0ZM23 72H24V70H23ZM26 72V71H25ZM25 72H24V75H25ZM28 72V71H27ZM34 72L32 71L31 73L32 74H34ZM58 72V71H57ZM64 72V71H63ZM65 72H67V71H65ZM100 72V73H101ZM108 72V73H109ZM166 72V71H165ZM257 72V71H256ZM4 73V72H3ZM20 73V72H19ZM92 73V75H94ZM97 73V74H96ZM99 73V74H100ZM108 73H106L107 75H109ZM243 73V72H242ZM18 74V73H17ZM16 74V75H17ZM21 74V73H20ZM32 74L30 75L31 77H32ZM58 74V73H57ZM60 74H62V73H59V76H60ZM66 74V73H65ZM117 74V73H116ZM225 74V73H224ZM255 74V73H254ZM67 75V74H66ZM94 75V76H95ZM219 75V74H218ZM256 75H258V74H256ZM5 76V75H4ZM13 76H14V74H13ZM28 77H30L29 76V74L27 75ZM56 76V75H55ZM64 75H61V77H63ZM68 76H70L69 74H68ZM68 76H66V77H68ZM73 76H71V77H73ZM100 76V75H99ZM164 76V75H163ZM3 77V76H2ZM49 77V76H48ZM65 77V76H64ZM71 77H68V80L69 79H72V80H74L73 78H71ZM137 77V76H136ZM166 77V76H165ZM255 77H257V76H255ZM255 77H253V80H254V78ZM259 77V78H260ZM1 78V77H0ZM8 78H7V80H8ZM35 78H36V80H35ZM58 78V77H57ZM89 78H91V77H89ZM97 78L100 80H98L97 81ZM112 78V77H111ZM110 78V76H108V78H107V80H112ZM249 78H251V77H249ZM4 79V78H3ZM47 79V78H46ZM51 79V78H50ZM54 79H56L55 77H54ZM65 79V78H64ZM159 79V78H158ZM256 79V78H255ZM2 80V79H1ZM5 80H6V78H5ZM29 80V79H28ZM58 80V79H57ZM118 80V79H117ZM258 80V79H257ZM262 80H264V79H262ZM15 81H16V83H15ZM46 81H48V80H46ZM67 81V80H66ZM74 81H76L77 83H78V81L77 80H74ZM110 81H107V82H110ZM113 81V80H112ZM153 81V80H152ZM3 82V81H2ZM30 82V81H29ZM28 82V83H29ZM72 82V81H71ZM3 83H5V81L3 82ZM15 83V84H14ZM73 83V82H72ZM75 83V82H74ZM253 83V82H252ZM30 84H32V81H31V83ZM48 84V83H47ZM105 84V85H104ZM109 84V83H108ZM115 84V83H114ZM261 84V83H260ZM38 85V86H39ZM44 85H45V89H44ZM49 85V84H48ZM74 85V84H73ZM74 85V86H75ZM112 85V84H111ZM152 85V84H151ZM256 86V85H255ZM4 87H5V85H4ZM49 88H50V86H48ZM47 87V88H48ZM62 87H64V89H62ZM49 88H48V91H49ZM51 88H50V91H51ZM70 89L68 88V90H67V88H66V90H67V93H66V95L69 93L68 91H70ZM94 89H98L99 90V88H94ZM171 89V88H170ZM1 90H2V88H1ZM5 90H4V92H5ZM45 90V91H44ZM60 90V91H61ZM144 90V89H143ZM59 91V92H60ZM70 91V92H71ZM113 92V91H112ZM111 92V93H112ZM156 92V91H155ZM7 93V92H6ZM5 93V94H6ZM6 94V95H10V94ZM53 93V94H52ZM58 93V92H57ZM61 93V92H60ZM110 93V94H111ZM59 94V93H58ZM158 94V93H157ZM263 94V93H262ZM45 95V94H44ZM62 95H63V93L61 94V99L62 98H64V97H62ZM46 96V95H45ZM58 96V95H57ZM68 96V95H67ZM66 96V97H67ZM108 96V97H107ZM119 96V95H118ZM55 97V96H54ZM65 97V99H67ZM47 98V97H46ZM7 99V98H6ZM56 99H57V97H56ZM216 99V98H215ZM8 100V99H7ZM10 100V99H9ZM18 100V101H19ZM64 100V99H63ZM63 100H61V101H63ZM124 100V99H123ZM12 101V100H11ZM15 102V101H14ZM64 103H65V101H63ZM219 103H220V101H219ZM8 104V103H7ZM63 104V103H62ZM221 104V103H220ZM57 105V106H56ZM128 105V104H127ZM229 105V104H228ZM226 106V105H225ZM7 107V106H6ZM60 107V108H59ZM3 108H5V107H3ZM59 109L60 110V114L58 113H56L55 114V112H54V109ZM123 108V106L121 107V109ZM128 108V107H127ZM8 109V108H7ZM109 109L112 111V113H110V111H109ZM120 109V110H121ZM1 110V109H0ZM114 110H118V112L117 113H115V111ZM129 110V109H128ZM4 111V110H3ZM2 111V112H3ZM8 111V110H7ZM10 111V110H9ZM55 111H57V110H55ZM68 111V112H67ZM103 111H102V113H103ZM227 111V110H226ZM262 111V110H261ZM5 112V111H4ZM3 112V113H4ZM121 112H124V110L122 111L121 110ZM159 112V111H158ZM229 112V111H228ZM1 113V112H0ZM12 113H13V111H12ZM17 113V112H16ZM227 113V112H226ZM10 114V113H9ZM108 115V116H110V118H112V116H114V118H116V116H118V115ZM120 114H122V113H120ZM119 114V115H120ZM229 114V113H228ZM123 116L124 115H126V113L125 114H122ZM232 115V114H231ZM12 116V115H11ZM190 116V115H189ZM226 116V115H225ZM4 117V116H3ZM158 117V116H157ZM167 117V116H166ZM9 118V117H8ZM18 118V117H17ZM110 118H108L110 121H111V119ZM119 118H120V116H119ZM220 118V117H219ZM233 118V117H232ZM125 119H127V117L125 118ZM125 119H123V120H125ZM159 120H160V118H158ZM165 119V118H164ZM221 119V118H220ZM9 120V119H8ZM19 120V119H18ZM239 120V119H238ZM110 121H108V123L110 122ZM115 121V119L113 120V122ZM118 120H116L115 122H117ZM120 121L121 120H119V123H120ZM39 122H41V125H39L38 123ZM105 122L106 121H104V126H106V125H108V127L110 126L107 122V124L105 125ZM125 122H128L127 124H129V126H128V128L129 127H131L130 125V122L128 121V120H126ZM124 122V123H125ZM195 122V121H194ZM5 123V122H4ZM14 123V122H13ZM111 123V122H110ZM121 123H122V121H121ZM233 123V122H232ZM264 123V122H263ZM112 124V123H111ZM116 123H114V127L116 126V127H118L119 125L118 124H116ZM199 124V123H198ZM242 124V123H241ZM23 125V126H24ZM121 125V124H120ZM184 125V124H183ZM189 125V124H188ZM5 126V125H4ZM113 126V125H112ZM111 126V127H112ZM123 126V125H122ZM121 126V127H122ZM125 126V125H124ZM123 126V127H124ZM27 127H26V129H27ZM102 127V126H101ZM107 127V126H106ZM105 127V129H107ZM111 127H109V128H111ZM113 127V128H114ZM120 127V128H121ZM127 127V126H126ZM126 127H124L125 129H126ZM140 127V126H139ZM15 128V127H14ZM102 128H104V127H102ZM101 128V129H102ZM123 128V129H124ZM128 128H127V130H128ZM132 128V127H131ZM131 128H129V130H131ZM172 128V127H171ZM175 128V127H174ZM178 128H179V126H178ZM22 129V128H21ZM138 129V128H137ZM168 129V128H167ZM191 129V128H190ZM196 129V128H195ZM226 129V128H225ZM230 129V128H229ZM104 130V129H103ZM110 131H113V130H111V129H109ZM116 130H119V128L118 129H116ZM127 130H126V132H127ZM202 130V129H201ZM28 131H29V129H28ZM33 131V132H34ZM90 131V132H91ZM95 131H97L96 133H95ZM99 131V132H98ZM115 131V130H114ZM120 131V130H119ZM119 131H117V133L119 132ZM124 131V130H123ZM185 131V130H184ZM188 131H189V129H188ZM247 131V130H246ZM126 132H122L123 134H125ZM130 132V131H129ZM183 132V131H182ZM190 132V131H189ZM238 132V131H237ZM27 133V132H26ZM30 133V132H29ZM108 133H112V132H108ZM107 133V134H108ZM121 133V131L119 132V134ZM121 133V134H122ZM131 133V132H130ZM205 133V132H204ZM204 133H202V135H204ZM247 133V132H246ZM103 134H105V136L107 137L108 135L112 138V136H111V134H108V135H106V132H104ZM102 134V135H103ZM113 134H115V133H113ZM112 134V135H113ZM127 134V133H126ZM252 134V133H251ZM34 135V136H35ZM128 135H129V133H128ZM131 135V134H130ZM195 135V134H194ZM206 135V134H205ZM246 135V134H245ZM258 135V134H257ZM97 136V135H96ZM95 135L91 138L90 137V140L91 139H93V138H95L96 137ZM104 136V135H103ZM104 136V137H105ZM117 136V135H116ZM114 137L115 139L119 136H117V137ZM120 136H122V135H120ZM119 136V137H120ZM132 136V135H131ZM167 136V135H166ZM196 136H199V135H197V133H196ZM262 136V135H261ZM260 136V137H261ZM99 137V136H98ZM110 137H108V138H110ZM118 137V138H119ZM157 137V136H156ZM188 137V136H187ZM203 136H200V138H202ZM34 139H36V137H33ZM110 138V139H111ZM122 138V137H121ZM123 138H125V137H123ZM132 138V137H131ZM242 138V137H241ZM96 139H98V138H95V141L94 142H99V141H97ZM105 139V138H104ZM107 139V138H106ZM109 139V140H110ZM113 139V138H112ZM206 139V138H205ZM99 140V139H98ZM117 140V139H116ZM129 140V139H128ZM211 140V139H210ZM239 140V139H238ZM261 140H262V138H261ZM22 141V140H21ZM34 141V140H33ZM106 141V140H105ZM113 141V140H112ZM123 141V140H122ZM186 141V140H185ZM193 141V140H192ZM203 141V140H202ZM260 141V140H259ZM35 142H37V140L35 141ZM102 142V141H101ZM111 142V141H110ZM114 142V141H113ZM121 142V141H120ZM119 142V143H120ZM170 142V141H169ZM100 143V142H99ZM194 143V142H193ZM251 143H252V141H251ZM259 143V142H258ZM117 144V143H116ZM175 144V143H174ZM255 144V143H254ZM37 145V146H36ZM91 145V146H90ZM97 145V144H96ZM100 145V144H99ZM172 145V144H171ZM195 145V144H194ZM261 145V144H260ZM102 146V145H101ZM101 146H99V150L98 151H102V155H103V158L105 157V155L104 154H106L105 153V151H106V149L104 150H100V148H101ZM108 146H110V145H108ZM256 146V145H255ZM13 147V146H12ZM107 147V146H106ZM117 147V146H116ZM33 148H34V146H33ZM103 148H105V147H103ZM109 148V147H108ZM113 148H115V147H113ZM200 148V147H199ZM87 149H88V151H87ZM260 149V148H259ZM258 149V150H259ZM27 150V149H26ZM34 150H35V148H34ZM111 150V149H110ZM109 150V151H110ZM263 150V149H262ZM97 151V152H98ZM103 151H104V154H103ZM118 151V150H117ZM204 151V150H203ZM253 151V150H252ZM88 152V153H87ZM123 152V151H122ZM247 152V151H246ZM263 152V151H262ZM132 153H133V151H132ZM100 154V153H99ZM117 154V153H116ZM116 154H112L111 153V155L110 156H108L107 154V157H109L110 158V160H111V162L112 163H114L115 162V165L120 169V167H122V168H126L127 169V171L126 172H129L130 173V175H132L133 174V176H135V178H136V180L137 181H141V182H138V183H142L141 185H139V186H142L141 188V192H140V189H139V192L136 194V198L135 199H132L131 197V199L132 200H130L127 196L129 195H125L128 199H126V197H125V199H123L122 197L120 198V199H118V194L116 195V194H114V193H112L113 195H111L110 196V194H109V191L107 190H102L103 188H100V186H94V188H90V189H86V191H89V195H90V200L89 201H87L86 199H85V196H83V195H81V194H79V192L77 193V195H76V197H78V199L76 200V201H79L78 202V204L75 206L77 209H75L74 208V206H73V209H75V212H73V215H74V213L76 214V218H78V214H79V211L81 212V210H83L82 208H83V206L84 205H86V206H89L90 207V205L92 206V204L95 202V200H96V202L98 201H100V203H103L104 205H103V207L105 206V208H106V210H107V216H105V217H108V215L110 216V218H108L107 220H114V221H118V219H115V218H119L120 220H122L123 221V223L124 222H126V223H128L130 226H132L133 228H137L138 227V225L141 223V219H142V217L140 216V214H141V209L140 208H142V209H145L144 207H142V206H144V205H146V203H148V202H150L151 201V203L153 204L154 202H152V199L153 200H156L155 198L156 197H154V196H156L155 195V193H157V192H153L154 194H152L151 196H152V199L150 198V196H148V195H150L149 193L150 192H148V190L147 189H149L150 187H151V185H149V184H153V182L152 183H150V179H152L151 177L153 176V166L155 167V166H157L158 168H159V166H163V170H164V168L166 169V168H172V167H175L176 168V171H180L181 173H182V175H183V173H184V171L182 170V168L180 167V168H178L177 166H178V164L175 162V160H174V157H172L171 159H164L163 157H154V158H152V159H150V158H147L146 159V156H145V159H141V158H139L138 160L136 159V157H135V159H136V161L134 160V159H128L127 160V157L129 156V155H127V157H121V156H118V154L116 155ZM258 154V153H257ZM259 154H260V152H259ZM15 155V154H14ZM27 155V154H26ZM29 155V154H28ZM31 155V154H30ZM35 155V154H34ZM253 155V154H252ZM22 156V155H21ZM134 156V155H133ZM14 157V156H13ZM12 157V158H13ZM27 157V156H26ZM98 157V156H97ZM102 157V156H101ZM112 157V158H111ZM141 157V156H140ZM142 157H143V155H142ZM12 158H9V159H12ZM31 158V157H30ZM38 158V157H37ZM128 158H130V156L128 157ZM138 158V157H137ZM8 159V160H9ZM105 159V158H104ZM103 159V160H104ZM7 160V161H8ZM17 160V159H16ZM90 160V159H89ZM97 160V159H96ZM110 160L108 161V162H110ZM132 160H134L133 162H132ZM28 161V160H27ZM130 161V162H129ZM25 162V161H24ZM101 162V161H100ZM111 162H110V164H111ZM132 162V163H131ZM1 163V162H0ZM27 163V162H26ZM103 163V162H102ZM124 164V165H123ZM25 165V164H24ZM96 165V164H95ZM114 165V164H113ZM121 165H123V166H121ZM169 165V166H168ZM17 166V165H16ZM91 166V165H90ZM101 166V165H100ZM165 166H168V167H165ZM172 166V167H171ZM114 167V166H113ZM112 167V168H113ZM156 167V168H157ZM160 167V168H161ZM38 168V167H37ZM43 168V167H42ZM121 168V169H122ZM124 168V169H125ZM175 168H173V171H174V173L173 174H175L176 172H175ZM3 169V168H2ZM7 169V168H6ZM21 169H22V167H21ZM40 169V168H39ZM54 169H52V171L54 170ZM87 169H89V171L87 170ZM125 169V170H126ZM153 169V170H152ZM35 170H38V169H35ZM118 170V169H117ZM123 170V169H122ZM161 170V169H160ZM167 170V169H166ZM42 171V170H41ZM40 170H38V172H36V171H33V172H36L35 174H32V175H34V176H30V178L31 177H34V178H32L31 180H28L29 181V184L30 185H27V186H29V188H30V186H31V191L33 192V193H35L36 195H37V197L38 196H41V197H45V199H51L50 201H52L51 203L53 204V206H55V207H63V208H65L64 210L66 211V209H68V210H70L67 206H65V204H64V202H65V200H66V193H63V191L61 190V188H59V185H57L56 183L57 182H55V180H54V176L52 175V174H50V173H47V172H45V171H43V172H41ZM151 171H153V172H151ZM172 171V170H171ZM54 172H55V170H54ZM104 172V171H103ZM125 171H123V173H124ZM159 172V171H158ZM157 172V173H158ZM164 172V171H163ZM170 172V171H169ZM168 172V173H169ZM53 173V172H52ZM115 173V172H114ZM132 173V174H131ZM157 173H155L154 172V175H156ZM172 173V172H171ZM178 173V172H177ZM180 173V174H181ZM92 174V175H91ZM160 174H162V173H160ZM166 174V173H165ZM180 174H178L179 175V177H180ZM105 175H106V173H105ZM105 175H103V176H105ZM108 175V174H107ZM159 175V174H158ZM158 175H156V176H158ZM170 175V174H169ZM175 175H177V174H175ZM108 176H111V175H108ZM155 176V177H156ZM160 176V175H159ZM173 176V175H172ZM93 177H95L94 179H93ZM116 177V176H115ZM154 177V176H153ZM162 177L163 176H161V180H162ZM178 177V178H179ZM181 177H183V176H181ZM62 178V177H61ZM108 178V177H107ZM164 178V177H163ZM93 179V180H92ZM156 179V178H155ZM158 179H160V178H158ZM157 179V180H158ZM170 179V178H169ZM104 180V179H103ZM153 180V179H152ZM161 180H158L159 182H161ZM262 180V179H261ZM28 181H26V183L28 182ZM169 181V180H168ZM175 181V180H174ZM2 182V181H1ZM66 182H68V181H66ZM25 183V182H24ZM65 183V182H64ZM135 183V182H134ZM162 183H163V181H162ZM177 183V182H176ZM68 184V183H67ZM70 184V185H71ZM95 184V183H94ZM165 184V183H164ZM169 184V183H168ZM96 185V184H95ZM159 185L161 186V183H159ZM166 185V184H165ZM173 185V184H172ZM175 185V184H174ZM79 186H78V188H79ZM85 186H87V185H85ZM162 186H163V184H162ZM1 187H3V186H1ZM23 187V186H22ZM61 187V186H60ZM81 187V186H80ZM158 187V186H157ZM4 188V187H3ZM7 188V187H6ZM25 188H26V186H25ZM70 188V187H69ZM77 188V189H78ZM128 188V187H127ZM152 188V187H151ZM2 189V188H1ZM76 189V190H77ZM105 189V188H104ZM129 189V188H128ZM154 189V188H153ZM156 189V188H155ZM159 189V188H158ZM3 190V189H2ZM8 190V189H7ZM21 190V189H20ZM81 189H79V191H80ZM148 192V193H146L145 195H147V197H149L150 199V201H148L147 202V199L148 198H146V196L144 195V193L146 192V191ZM5 191V190H4ZM118 191V190H117ZM137 191V190H136ZM144 191V192H143ZM150 191H151V189H150ZM157 191V190H156ZM163 191V190H162ZM9 192H11V191H9ZM22 192V191H21ZM30 192V191H29ZM83 192L85 193V191H84V189H83ZM127 192V191H126ZM143 192V193H142ZM7 193V192H6ZM31 193V192H30ZM82 193V192H81ZM104 194V196H105V200L104 199H101L100 198V196L99 195H101V194ZM118 193H120V192H118ZM16 194H18V193H16ZM20 194V193H19ZM19 194L17 195V197L19 196ZM27 194V193H26ZM68 194V193H67ZM126 194V193H125ZM120 195H122L123 196V193L122 194H120ZM154 195V196H153ZM103 196V197H104ZM114 198H113V197ZM159 196V195H158ZM21 197V196H20ZM31 197V196H30ZM71 197V196H70ZM134 197H135V193H134ZM160 197V196H159ZM159 197H158V199H159ZM167 197V196H166ZM3 198H5V197H3ZM74 198V197H73ZM83 198V199H82ZM162 198V197H161ZM118 199V200H117ZM163 200H164V198H162ZM177 199V198H176ZM179 199V198H178ZM177 199V200H178ZM103 200V201H102ZM162 200V201H163ZM22 201V200H21ZM85 201V203H82V202H84ZM159 201H160V199H159ZM162 201H160L161 203H162ZM180 200H178V202H179ZM183 201H185L184 199L182 200V202ZM36 202V201H35ZM41 202H46V201H41ZM48 202V201H47ZM97 202V203H98ZM165 202V201H164ZM186 203H189V202H187V201H185ZM184 202V203H185ZM34 203V202H33ZM77 203V202H76ZM80 203V204H79ZM82 203V204H81ZM87 203V204H86ZM96 203V204H97ZM157 203H158V201H157ZM183 203V204H184ZM45 204V203H44ZM44 204H42V205H44ZM151 204V205H152ZM178 204H180V206H178V207H180L181 209H183L184 210V212L186 213V211H189L187 208H185V207H188V204H187V206H183L182 204H181V201L178 203ZM191 204V203H190ZM99 205V204H98ZM156 206L157 204H153V206ZM192 205V204H191ZM190 205V206H191ZM35 206V205H34ZM38 206V205H37ZM160 206H162L161 204H160ZM189 206V207H190ZM8 207V206H7ZM89 207H87L86 208V211L88 212L89 210H87V209H90ZM152 207V206H151ZM158 207V206H157ZM157 207H154V208H157ZM177 207V206H176ZM188 207V208H189ZM192 207V206H191ZM11 208V207H10ZM53 208V207H52ZM59 209V208H58ZM72 208H71V210H73ZM96 209V208H95ZM150 209V208H149ZM55 210V209H54ZM105 210V209H104ZM180 210V209H179ZM56 211V210H55ZM58 211V210H57ZM85 211V206H84V210H83V212ZM140 211V212H139ZM153 211V210H152ZM156 211V210H155ZM158 211V210H157ZM156 211V212H157ZM24 212H25V210H24ZM44 212V211H43ZM68 212V211H67ZM71 212V211H70ZM90 212V211H89ZM182 212V211H181ZM180 212V213H181ZM62 213V212H61ZM78 213V214H77ZM85 213V212H84ZM50 214V213H49ZM68 214V213H67ZM81 214H83L82 212H81ZM86 214V213H85ZM89 214H91V213H88V215ZM111 214H112V217H113V215H115V216H117V217H111ZM71 215H72V213H71ZM70 215V216H71ZM84 215V214H83ZM83 215H80L81 217L83 216ZM87 215V217H89ZM105 215H106V213H105ZM180 215V214H179ZM186 215V217H187V213L185 214ZM190 215H191V213H190ZM62 216V215H61ZM96 216V215H95ZM144 216V215H143ZM183 216V217H182ZM47 217V216H46ZM51 217V216H50ZM50 217H48V218H50ZM58 217V216H57ZM81 217L79 218V219H77V221L78 220H80L81 219ZM85 217H86V215H85ZM90 217H91V215H90ZM92 217H94V216H92ZM188 217H189V214H188ZM56 218V217H55ZM75 218V219H76ZM98 218V217H97ZM26 219V218H25ZM84 219H86V218H84ZM83 219V220H84ZM90 219V218H89ZM91 219H93V220H95L96 218H91ZM140 219V220H139ZM181 223L182 224H180V226L184 229V234H182L183 232L181 231V230H179V233H180V235L181 236H183V237H185L186 239H189V238H191L192 236H193V234H194V231H198V228H197V226L199 225V224H197L196 223V220H190V219H188V218H184V214L183 215H181ZM28 220V219H27ZM106 220V219H105ZM26 221V220H25ZM56 221H57V219H56ZM77 221L76 220H74L73 222H68L69 224H68V226H69V229L71 230V229H73L74 230V225L77 223ZM89 221H91V220H89ZM98 221V220H97ZM96 221V223L95 224H97L98 222ZM110 221H106L105 223V226L108 224V225H110ZM35 222V221H34ZM76 222V223H75ZM85 222V221H84ZM88 222V221H87ZM143 222H145V221H143ZM142 222V223H143ZM41 223V222H40ZM86 223V222H85ZM85 223L83 224L82 223V225H81V223H79L82 227L84 226V229H85V227L86 228H89V227H87V226H85ZM122 223V222H121ZM121 223L119 224V225H121ZM122 223V224H123ZM142 223H141V225H142ZM43 224V223H42ZM113 223L111 222V225H112ZM114 224H116V223H114ZM76 225H78V223L76 224ZM79 225V226H80ZM100 222H99V227H100ZM119 225H117V226H119ZM145 225V223H143V227H146V225ZM48 226V225H47ZM53 226V225H52ZM92 226H94V223H92ZM91 225H90V227H92ZM96 226L98 227V224L97 225H95V227H92V229L93 228H95V229H93V230H96ZM102 226V225H101ZM114 226V225H113ZM116 226V225H115ZM123 226H124V224H123ZM123 226L120 228V230H122V228H123ZM50 227V226H49ZM103 227V226H102ZM53 228V227H52ZM51 228V229H52ZM128 228V227H127ZM138 228H141L140 226L138 227ZM77 229H79V227H77ZM77 229H75V231L77 230ZM82 229V228H81ZM80 229V230H81ZM100 229H102V228H100ZM100 229H98V230H100ZM125 228H123V230H124ZM50 230V229H49ZM83 230V229H82ZM87 230H89V229H87ZM122 230V231H123ZM129 230V229H128ZM141 230V229H140ZM38 231V230H37ZM42 231V230H41ZM89 231H91V228H90V230ZM97 231V230H96ZM125 231V230H124ZM181 231V232H180ZM68 232H69V230H68ZM99 232V231H98ZM145 232V234L143 235V236H147V237H150V233L149 232H146V231H144ZM143 232V233H144ZM71 233V232H70ZM82 232H80V234H81ZM75 234V233H74ZM85 234H89V233H85ZM71 235V234H70ZM69 235V236H70ZM92 235V234H91ZM107 235V234H106ZM188 235H190L191 237H189ZM68 236V237H69ZM72 236V235H71ZM187 236L189 237V238H187ZM67 237V238H68ZM75 237H76V235H75ZM81 237H83V236H81ZM110 237V236H109ZM74 238V237H73ZM78 238V237H77ZM84 238V237H83ZM97 238V237H96ZM100 238V237H99ZM98 238V239H99ZM146 238V237H145ZM80 239V238H79ZM82 239V238H81ZM80 239V240H81ZM112 239V238H111ZM62 240V239H61ZM85 240V239H84ZM93 240V239H92ZM74 241V240H73ZM103 241V240H102ZM146 241H150L149 240V238H146ZM192 241H194V240H192ZM192 241H190L191 242V244H192V248H193V246H195V248H196V251L198 252V253H193V255L191 254V252L190 251H187L186 249L183 251V253L182 254H180L179 256H178V258L177 257H175V256H172L173 257V259H172V261H173V263L174 262H176V264L178 263V264H185V262H188V261H186V260H188V259H190L191 261H197L196 259H200V258H202L203 257V255H202V251L204 252V250H203V245L202 244H200L199 242H197V243H193ZM81 242V241H80ZM90 242V241H89ZM88 242V243H89ZM92 242H94V240L92 241ZM110 242H112V241H110ZM151 242V241H150ZM80 244V243H79ZM125 244V243H124ZM74 245V244H73ZM94 245V244H93ZM92 245V246H93ZM147 245H148V243H147ZM6 246V245H5ZM27 246V245H26ZM133 246V245H132ZM149 247L151 248L152 247V245H149ZM2 248V247H1ZM152 248H154L155 249V247H152ZM194 248V249H195ZM106 249V248H105ZM121 249V248H120ZM149 249V248H148ZM194 249H193V251H194ZM1 250V249H0ZM82 251V250H81ZM80 251V252H81ZM112 251V250H111ZM115 251V250H114ZM122 251H124V250H122ZM33 252V251H32ZM77 252H79V251H77ZM99 252V251H98ZM108 252V251H107ZM110 252V251H109ZM148 253V252H147ZM95 254H96V252H95ZM33 255V254H32ZM94 255V254H93ZM92 255V256H93ZM96 255H98V254H96ZM106 255V254H105ZM120 255H121V252L119 253V252H114V256H113V258H115L116 260H118L117 258H120ZM1 257V256H0ZM101 257V256H100ZM106 257V256H105ZM112 257V256H111ZM133 257V256H132ZM130 258V257H129ZM205 258V257H204ZM95 259V258H94ZM109 259V258H108ZM133 259H135V258H133ZM178 259H179V261H185L184 263H180V262H178ZM192 259H194V260H192ZM90 260V259H89ZM91 260H93V259H91ZM98 260H99V258H98ZM98 260H97V262H98ZM111 260H112V258H111ZM121 260V259H120ZM119 260V261H120ZM139 260V259H138ZM137 259L135 260V263H136V261H137V263H139L140 264V260L138 261ZM203 260V259H202ZM94 261H96V260H94ZM115 261V260H114ZM89 262V261H88ZM111 262V261H110ZM118 262V261H117ZM128 262V261H127ZM131 262H133V260H131L130 259V261H129V264L131 263ZM75 263V262H74ZM84 263V262H83ZM87 263V262H86ZM90 263V262H89ZM107 263V262H106ZM120 263V262H119ZM121 263H125V262H121ZM135 263H133V264H135ZM136 263V264H137ZM91 264V263H90ZM96 264H98V263H96Z\"/></svg>",
	"mask_w": 264,
	"mask_h": 264
}]
</instances>
